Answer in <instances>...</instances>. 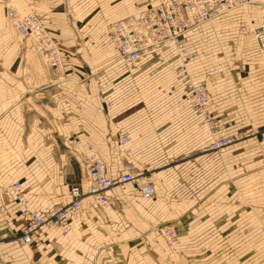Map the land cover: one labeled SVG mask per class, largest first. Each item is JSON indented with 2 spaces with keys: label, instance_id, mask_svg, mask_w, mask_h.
Listing matches in <instances>:
<instances>
[{
  "label": "crops",
  "instance_id": "1",
  "mask_svg": "<svg viewBox=\"0 0 264 264\" xmlns=\"http://www.w3.org/2000/svg\"><path fill=\"white\" fill-rule=\"evenodd\" d=\"M160 0H0V264H264V64L240 21L259 24L260 2L191 29L189 74L205 83L217 135H233L221 152L183 96L173 48L137 62L119 58L108 42L110 22ZM15 5L35 12L58 40L62 69L47 68L32 43L7 22ZM44 65H43V64ZM110 105L106 106L105 103ZM147 170L155 194L143 198L131 183L107 191L96 206L78 151H96L114 177L126 160ZM78 141V151L71 144ZM18 181L32 209L69 201L78 183L83 198L70 231L47 228L44 245L22 243L18 204L4 189ZM177 233L171 250L158 228Z\"/></svg>",
  "mask_w": 264,
  "mask_h": 264
},
{
  "label": "built area",
  "instance_id": "2",
  "mask_svg": "<svg viewBox=\"0 0 264 264\" xmlns=\"http://www.w3.org/2000/svg\"><path fill=\"white\" fill-rule=\"evenodd\" d=\"M248 0H160L156 5L142 9L135 15L127 16L108 25V42L114 46L120 59L134 63L151 55L173 48L180 61L176 67V75L183 89L184 100L188 106L201 116V123L212 133L208 149L221 152L234 137L217 135L218 121L211 109V98L205 83L194 79L186 68V62L194 52L185 47L184 37L193 28L204 24L213 18L223 16L236 9H245ZM263 12L259 24L252 26L248 20L238 22V30L250 34L261 55L264 64V0L259 3ZM8 20L15 30L23 37H30L43 61L55 68L64 65V55L59 48L58 40L43 24L39 15L34 12H19L10 8ZM109 106L110 103H105ZM117 140L123 155L130 157L127 144L128 133L118 124ZM77 140H72L73 145ZM261 164L264 166V146L258 151ZM85 178L89 183L88 193L93 203L103 207L111 199L107 190L112 187L124 188L131 183L143 198H151L155 194L154 183L148 172L140 167L135 160L128 159L123 171L116 176H108L105 163L95 151L82 154ZM7 200L18 204V218L21 224L19 240L25 244L44 245L39 233L47 228L59 229L63 234L70 231L71 219L80 211L83 192L78 183H71L68 188L69 201L65 205L54 206L46 211L38 212L29 205L18 181H13L4 189ZM3 214H9L4 206H0ZM161 233L172 244L175 233L168 225L161 227Z\"/></svg>",
  "mask_w": 264,
  "mask_h": 264
},
{
  "label": "rangeland",
  "instance_id": "3",
  "mask_svg": "<svg viewBox=\"0 0 264 264\" xmlns=\"http://www.w3.org/2000/svg\"><path fill=\"white\" fill-rule=\"evenodd\" d=\"M261 3V2H260ZM16 8L19 12H21L18 8H17V6H15V5H10L8 8H7V11H6V18H7V22H8V24L10 25V26H12V28L15 30V28L13 27V25L11 24V22L8 20V17H7V12H8V10L10 9V8ZM21 13H24V12H21ZM35 13V12H34ZM36 14V13H35ZM41 18V17H40ZM18 33V32H17ZM19 34V33H18ZM20 35V34H19ZM21 36V35H20ZM21 39L23 40V42H25V43H32L33 44V46H34V49H35V51L37 52V49H36V47H35V45H34V43H33V41H32V39L30 38V37H23V36H21ZM60 48V47H59ZM61 50V49H60ZM37 54H38V52H37ZM39 55V54H38ZM42 62L45 64H43L44 66H46L47 68H52V67H50L49 65H46V63L42 60ZM53 69V68H52ZM178 78V77H177ZM179 80V79H178ZM212 134V133H211ZM226 136H229V135H226ZM231 136H233V135H231ZM234 137V136H233ZM264 146V145H263ZM263 146H261V147H263ZM260 147V148H261ZM129 148V147H128ZM259 148V149H260ZM76 149V151H78V148H75ZM130 149V148H129ZM259 149L257 150V156L259 157V154H258V151H259ZM131 151V150H130ZM78 152H81V151H78ZM96 152V151H95ZM119 152V151H118ZM98 153V152H97ZM130 156H131V158L129 157H126V156H124V155H120V157L121 158H124L125 160H126V162L128 161V159H131V160H133L132 159V154H131V152H130ZM259 159H260V157H259ZM103 160V159H102ZM80 161H81V159H80ZM104 161V160H103ZM126 162H125V164H126ZM260 162H261V159H260ZM81 163H82V161H81ZM105 163V162H104ZM137 163V162H136ZM262 165V164H261ZM125 166V165H124ZM264 167V166H263ZM82 168H83V164H82ZM149 175V174H148ZM150 177V176H149ZM151 178V177H150ZM88 186V185H87ZM119 188V187H118ZM88 189V188H87ZM119 189H122V188H119ZM88 192V191H87ZM166 225H168V226H170L171 228H172V230L174 231V233H175V237H174V239H173V242H172V244H168V242H167V238L161 233V231H160V229H161V227H163V226H166ZM158 230H159V232L165 237V239H166V242H167V245H168V247L171 249V250H174L175 249V247H176V241H177V233H176V230L174 229V227L171 225V224H165V225H162V226H160L159 228H158Z\"/></svg>",
  "mask_w": 264,
  "mask_h": 264
},
{
  "label": "bare ground",
  "instance_id": "4",
  "mask_svg": "<svg viewBox=\"0 0 264 264\" xmlns=\"http://www.w3.org/2000/svg\"><path fill=\"white\" fill-rule=\"evenodd\" d=\"M38 52V51H37ZM38 54H39V52H38ZM39 56H40V54H39ZM40 58H41V56H40ZM42 59V58H41ZM43 60V59H42ZM47 65V64H46ZM51 67V66H50ZM53 68V67H52ZM55 69V68H54ZM62 69V68H61ZM56 70H60V69H56ZM209 131V130H208ZM129 138H130V136H129ZM130 141V140H129ZM71 142V144L73 145V143H72V140L70 141ZM128 144H129V142H128ZM128 144H127V147H128ZM117 146H118V140H117ZM73 147H74V149L75 148H77L78 147V142H77V144L75 145H73ZM118 148H119V146H118ZM76 150V149H75ZM118 151H119V154L120 155H123V152L120 150V149H118ZM83 153H85V152H78V154L80 155V159L82 158V154ZM81 161H82V159H81ZM83 164V163H82ZM88 186H89V183H88ZM125 187V186H124ZM111 189V188H110ZM109 189V190H110ZM123 189V188H122ZM108 191V190H107ZM91 195V194H90ZM141 196V195H140ZM142 197V196H141ZM153 197V196H152ZM93 201V200H92ZM25 244V243H24Z\"/></svg>",
  "mask_w": 264,
  "mask_h": 264
}]
</instances>
